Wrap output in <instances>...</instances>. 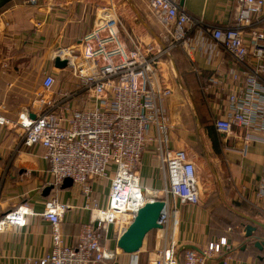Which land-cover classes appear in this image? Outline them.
Returning <instances> with one entry per match:
<instances>
[{"label":"built area","instance_id":"2783aa9c","mask_svg":"<svg viewBox=\"0 0 264 264\" xmlns=\"http://www.w3.org/2000/svg\"><path fill=\"white\" fill-rule=\"evenodd\" d=\"M143 1L167 26L164 48L155 51L130 36L115 6L98 9L91 30L79 40V49L56 53L67 60L65 69L76 80L74 88L55 93V78L46 74L43 99L36 103L34 117L28 111L18 117L22 142L37 144L43 150L41 159L48 165L52 186L68 178L88 195L91 178H107L110 182L106 207L93 203L90 220L81 226L73 245L64 243L60 231L67 206L56 198L45 203L42 217L51 225L52 250L30 264H102L111 260L113 253L101 245L108 227L123 221L124 216L132 220L140 208L154 201L165 203L158 223L167 235L150 264H211L223 250L231 251L227 238L222 237L201 249L179 252L173 232L168 235L171 215L177 213L170 199L173 204L181 201L197 206L200 190L194 160L185 150L169 148L166 103L172 92L162 85L158 68L173 49L198 48L202 42L195 33L205 31L240 68L232 70L226 82L211 78L202 87L204 91L222 89L228 81L232 86L213 117L215 131L222 136L242 132L244 147L240 154H245L251 143L264 144V30H247L254 22L264 23V0H235L239 11L230 28L204 26L181 9L179 0ZM258 16H262L259 21ZM72 100L79 105L71 107ZM90 100L94 102L92 108L82 107ZM3 122L0 118V124ZM148 143L155 144L156 159L165 177L159 192H148L139 182L137 166ZM254 195L257 200L264 197V180ZM29 213L26 207L9 212L0 220V232L23 227ZM124 224L119 225L118 236L128 227ZM228 260L225 256L223 264Z\"/></svg>","mask_w":264,"mask_h":264},{"label":"crops","instance_id":"0c3cea01","mask_svg":"<svg viewBox=\"0 0 264 264\" xmlns=\"http://www.w3.org/2000/svg\"><path fill=\"white\" fill-rule=\"evenodd\" d=\"M109 1L12 0L0 11V118L4 121L0 124V220L19 207L30 211L23 227L0 232V264H30L51 252V225L42 217L45 203L50 199L56 198L67 206L60 219L66 245H73L81 226L89 222V208L93 203L102 209L106 207L110 186L107 178H91L88 195L83 194L78 184L67 189L53 186L49 195H45L46 188L52 186V178L48 165L41 159L43 150L37 144L28 146L22 142L17 122L24 111L34 117L36 103L43 99L42 82L46 74L55 78L53 92L74 88L73 77L68 76L64 82L58 80L60 76L66 77L67 71L54 67L56 53L61 49H79V40L93 26L95 12L107 7ZM180 1L181 9L206 27L235 25L239 11L235 0H183L181 5ZM125 2L143 18L142 6H146L143 0ZM257 18L259 21L262 16ZM251 29L264 30V23L254 22L247 30ZM195 37L204 45L201 43L193 51L173 49L170 56L161 61L158 71L161 82L173 90L166 103L169 148L187 151L198 175L197 164L202 162L201 153L198 156L195 152L196 144H204V158L208 160L215 183L206 178L198 180L200 203L197 206L181 201L173 204L170 199L169 204L175 205L177 213L171 215L168 235L173 232L179 252L198 250L226 237L231 251L223 250L211 264H223L225 256L229 257L227 264H264V249L260 251L254 246L257 240L264 239V230L256 226L251 237H247L245 227L253 224L244 218L264 224V197L257 200L254 195L264 180V144L251 143L246 153L240 154L244 147L242 132L222 136L214 131L212 119L232 86L228 81L222 89L204 91L202 87L211 78L226 82L228 74L240 68L205 31L197 30ZM70 105L76 107L79 102L72 100ZM93 105L90 100L82 107L92 108ZM209 128L213 129L212 135L208 133ZM210 163H214L213 167ZM137 171L143 188L156 192L164 188L165 177L156 159L154 143L145 146ZM208 197H214L244 220L246 223L241 225V230H232L214 221L212 211L217 202L205 203ZM124 219L109 226L101 240V245L113 253V258L102 264H150L167 234L161 229L149 232L137 253L125 254L117 248L119 225L128 226L132 220Z\"/></svg>","mask_w":264,"mask_h":264},{"label":"rangeland","instance_id":"374dc122","mask_svg":"<svg viewBox=\"0 0 264 264\" xmlns=\"http://www.w3.org/2000/svg\"><path fill=\"white\" fill-rule=\"evenodd\" d=\"M109 2H110L109 5L115 6L116 12L119 16V21L124 26L126 32L130 36H135L139 38L143 42V44L151 45L153 47V50L155 51L159 49L158 41L162 42V45H163L164 39H167L166 31H165L167 30L166 28L167 26L162 25L159 22V20L151 16L150 11H148L145 5L142 6L143 12L141 13H143V18H141L137 16L136 14L137 12H135V10H133L131 6L127 2H125V0H111ZM1 10H3V8ZM148 15L150 16L147 17ZM166 59L167 58H163L162 61L164 62ZM159 65H161V62L159 63ZM66 71H67V74H66L67 76L66 77L60 76L58 78L59 81L64 82L68 76L72 77L70 70L67 69ZM162 85L166 87V85H164L163 83ZM169 89L172 92L171 95H173V90L171 88ZM204 148H205L204 144H201L200 142L199 144H196L195 152L197 153L198 156H199V153H201V156H199V159H201V162H202L201 165L197 164L199 167L198 180L200 179L201 181H203L204 178H206V180H209L215 183L214 177L211 173V168L209 166L208 160L204 158V154H203ZM210 164L213 167L214 163H210ZM213 169H215V167ZM214 188H215V184H214ZM204 201L205 203L217 202V204H215L216 208H214L212 211V219L214 221H217V223H219L220 225L222 224L228 225L229 227L232 228V230L234 229L241 230V225L246 223L244 220L239 218V216L232 214V212H230L225 207L220 205L219 201L215 199L214 197H211V198L208 197ZM228 226H225V228H227ZM151 232H155V230Z\"/></svg>","mask_w":264,"mask_h":264},{"label":"water","instance_id":"95a60500","mask_svg":"<svg viewBox=\"0 0 264 264\" xmlns=\"http://www.w3.org/2000/svg\"><path fill=\"white\" fill-rule=\"evenodd\" d=\"M12 0H0V10L9 4ZM180 1V5L182 4ZM159 44H162L158 41ZM161 47L164 48L163 45ZM54 67L60 70H64L67 67V60H61L56 57L54 60ZM73 182L70 179L63 180L60 188L67 189L71 187ZM53 186H49L45 190V195H49L50 191L53 190ZM165 208V203L162 201L148 202L144 207L140 208L132 221L126 228L125 232L117 239V248L125 254L137 253L143 244V240L146 235L154 230H160L162 227L158 223L161 212ZM253 226L247 225L245 227V233L247 237H251V234L256 230V226L264 230V224L257 222L251 218L244 217ZM254 246L262 251L264 249V239H259L255 242Z\"/></svg>","mask_w":264,"mask_h":264},{"label":"trees","instance_id":"16d2710c","mask_svg":"<svg viewBox=\"0 0 264 264\" xmlns=\"http://www.w3.org/2000/svg\"><path fill=\"white\" fill-rule=\"evenodd\" d=\"M212 119V118H211ZM212 126H213V129H214V125H213V119H212ZM213 129H211V128H209L208 129V133H209V135H212V131H213ZM214 131H215V129H214ZM216 132V131H215ZM217 133V132H216ZM215 144V143H214Z\"/></svg>","mask_w":264,"mask_h":264},{"label":"bare ground","instance_id":"6f19581e","mask_svg":"<svg viewBox=\"0 0 264 264\" xmlns=\"http://www.w3.org/2000/svg\"><path fill=\"white\" fill-rule=\"evenodd\" d=\"M150 191H151V190H148V192H150ZM150 194H151V193H150ZM152 194H153V193H152ZM152 194H151V195H152ZM123 218H125V219L127 218V219H128V218H130V217H128V216H124ZM125 219H124V220H125Z\"/></svg>","mask_w":264,"mask_h":264}]
</instances>
